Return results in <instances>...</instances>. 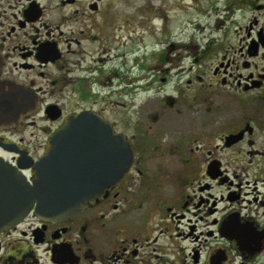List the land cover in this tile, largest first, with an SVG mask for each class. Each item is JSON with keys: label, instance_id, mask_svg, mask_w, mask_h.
I'll return each mask as SVG.
<instances>
[{"label": "flooded vegetation", "instance_id": "obj_1", "mask_svg": "<svg viewBox=\"0 0 264 264\" xmlns=\"http://www.w3.org/2000/svg\"><path fill=\"white\" fill-rule=\"evenodd\" d=\"M205 1L177 36L127 0H0V155L83 112L130 150L81 210L0 231V264H264V0Z\"/></svg>", "mask_w": 264, "mask_h": 264}, {"label": "water", "instance_id": "obj_2", "mask_svg": "<svg viewBox=\"0 0 264 264\" xmlns=\"http://www.w3.org/2000/svg\"><path fill=\"white\" fill-rule=\"evenodd\" d=\"M112 134L103 117L90 112L72 116L51 137L42 157L17 163L0 155V231L34 210L41 217H63L81 210L87 200L117 181L130 163V150ZM9 150L12 146L5 145ZM36 177L29 179L26 168Z\"/></svg>", "mask_w": 264, "mask_h": 264}, {"label": "rangeland", "instance_id": "obj_3", "mask_svg": "<svg viewBox=\"0 0 264 264\" xmlns=\"http://www.w3.org/2000/svg\"><path fill=\"white\" fill-rule=\"evenodd\" d=\"M114 1L118 8L119 0ZM205 2V0H127V9L130 10L129 13H133L132 11L137 10V7H142L145 9L144 11H148V13L144 16H141L142 13H140L138 17V19L144 21V25L148 21L147 17L149 18L150 15H154L153 11L157 14L159 13L161 17L166 15L167 18L164 20L166 23V29L170 28V31H175L178 36L181 34H195L196 30L200 28L196 26H200L205 23V18L201 16V9H203ZM145 4H147V9L145 6H141ZM211 20L212 18L207 19V21ZM142 35L144 41L148 43L153 40V36L158 37V34H148L147 31H144ZM162 35L163 33L159 34V36ZM28 134L29 132L27 135ZM40 137L44 138L43 134H40Z\"/></svg>", "mask_w": 264, "mask_h": 264}]
</instances>
